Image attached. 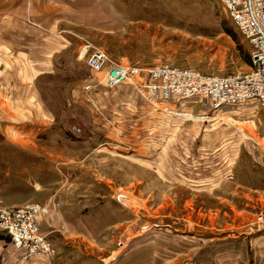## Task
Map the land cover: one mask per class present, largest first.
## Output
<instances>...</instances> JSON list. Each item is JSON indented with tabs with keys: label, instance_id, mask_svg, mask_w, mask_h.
Returning <instances> with one entry per match:
<instances>
[{
	"label": "rangeland",
	"instance_id": "374dc122",
	"mask_svg": "<svg viewBox=\"0 0 264 264\" xmlns=\"http://www.w3.org/2000/svg\"><path fill=\"white\" fill-rule=\"evenodd\" d=\"M83 6L72 5L88 14L66 23L60 42L41 40L53 53L49 73L36 83L41 103L34 106L47 122L48 139L40 142L46 156L32 160L0 135V209L46 203L59 190L65 219H84L75 230L89 240L88 249L115 250L103 264H264V227L254 224L264 212V143L245 137L246 130L264 136L261 106L224 108L223 122L198 115L208 105L196 100L173 107L188 116L166 113L130 85H96L90 97L85 85L95 75L79 59L90 42L139 67L248 72L251 45L223 3L91 0ZM231 116L254 123L232 124ZM23 169L29 177L7 176ZM229 170L235 177L224 179ZM36 180L51 192L38 193L30 186ZM1 231L0 241H8Z\"/></svg>",
	"mask_w": 264,
	"mask_h": 264
},
{
	"label": "crops",
	"instance_id": "0c3cea01",
	"mask_svg": "<svg viewBox=\"0 0 264 264\" xmlns=\"http://www.w3.org/2000/svg\"><path fill=\"white\" fill-rule=\"evenodd\" d=\"M90 1L0 0V135L4 136L2 142L11 146L17 145L32 160L47 154L46 147L40 143L48 139L45 136L48 131V127H45L47 122L38 117V109L35 111L34 106L41 103L37 100L39 94L36 83L40 76L49 73L53 53H48V47L41 40L56 39L60 42L63 37L61 34L69 25L66 23H73L76 17L78 20L80 17L84 19L88 14L86 10L75 12L72 5L80 4L86 7ZM34 112L36 119L32 116ZM190 117L197 118L194 115ZM227 121L237 122L239 126L253 122H238L231 117H228ZM246 131L247 136H251L249 130ZM40 132L41 138H31L30 135ZM30 174L28 170L23 169L18 174L10 171L7 176L27 178ZM30 186L38 193L43 188L50 191L46 186L43 187L41 180L30 183ZM29 201H32V198H28L26 203ZM63 209L64 205L60 208V217L51 213L41 221L42 233L52 240L57 248L54 258H27L25 251L14 247L9 239L0 241V264H103L105 262L99 261L111 258L115 250L97 254L88 249V239L75 230V224L79 221L83 223L84 219H77L78 222L72 223L65 219ZM2 234L9 238L7 233ZM116 262L120 264V259L113 264Z\"/></svg>",
	"mask_w": 264,
	"mask_h": 264
},
{
	"label": "built area",
	"instance_id": "2783aa9c",
	"mask_svg": "<svg viewBox=\"0 0 264 264\" xmlns=\"http://www.w3.org/2000/svg\"><path fill=\"white\" fill-rule=\"evenodd\" d=\"M220 1L237 29L251 45L250 71L213 75L191 67H174L169 64L139 67L126 57L113 59L106 51L87 42L82 45L85 52L82 53V50L79 57L95 75L85 85L87 96H92L89 93L94 91L96 85L103 84L109 89L130 85L157 108L159 104L176 107L178 104L196 100V103L208 105L207 110L198 115L219 116L215 120L223 122L226 115L224 108L227 107L243 109L257 104L264 112V0ZM103 116L107 118L104 114ZM74 130L81 131L77 126ZM260 134L257 133V139L245 137L261 145L264 143V136L260 137ZM234 177V173L229 171L225 179ZM125 198V193L118 196L121 201ZM62 204L63 200L57 190L46 203L30 202L23 206L1 208L0 230L9 235L14 247L25 251L27 258H54L57 249L52 240L42 233L41 221L51 213L59 215ZM254 224L264 227L263 211L257 214Z\"/></svg>",
	"mask_w": 264,
	"mask_h": 264
},
{
	"label": "bare ground",
	"instance_id": "6f19581e",
	"mask_svg": "<svg viewBox=\"0 0 264 264\" xmlns=\"http://www.w3.org/2000/svg\"><path fill=\"white\" fill-rule=\"evenodd\" d=\"M87 43V42H86ZM90 43V42H89ZM90 44H92V43H90ZM83 50V51H82ZM81 51H82V53H84L85 52V48H83V46H81L80 47V50H79V57H80V55H81ZM120 86H122V85H119L118 87H120ZM117 88V87H116ZM138 91V90H137ZM139 92V91H138ZM157 108V107H156ZM159 108L161 109V110H163L164 112H166V113H169V114H174V115H178V116H183V117H185V115L186 116H188V115H190V113H187V112H179V111H176L174 108H173V106L171 105V104H165V105H163V104H159ZM158 108V109H159ZM232 117V116H231ZM215 118V117H214ZM233 118V117H232Z\"/></svg>",
	"mask_w": 264,
	"mask_h": 264
},
{
	"label": "trees",
	"instance_id": "16d2710c",
	"mask_svg": "<svg viewBox=\"0 0 264 264\" xmlns=\"http://www.w3.org/2000/svg\"><path fill=\"white\" fill-rule=\"evenodd\" d=\"M228 32L232 35V36H234L235 38H237V36L231 31V30H228ZM245 61L247 62V63H249L250 65H252V59H251V53L249 54V56H245ZM0 236H3V235H1L0 234ZM9 236V235H8ZM4 237V236H3ZM9 239H10V237H9Z\"/></svg>",
	"mask_w": 264,
	"mask_h": 264
}]
</instances>
